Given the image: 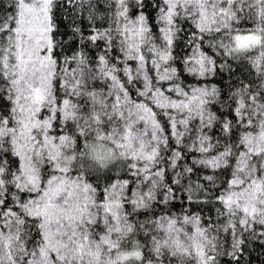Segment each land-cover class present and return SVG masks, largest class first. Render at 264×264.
<instances>
[{
  "label": "snow or ice",
  "instance_id": "6c2138e0",
  "mask_svg": "<svg viewBox=\"0 0 264 264\" xmlns=\"http://www.w3.org/2000/svg\"><path fill=\"white\" fill-rule=\"evenodd\" d=\"M86 2L95 20L93 0H12L0 18V264H240L264 245V0H157L152 22L145 0H108L107 26L81 34L100 54L65 55L54 10ZM229 58L255 79L221 101L202 81ZM186 179L215 218L171 212Z\"/></svg>",
  "mask_w": 264,
  "mask_h": 264
},
{
  "label": "trees",
  "instance_id": "16d2710c",
  "mask_svg": "<svg viewBox=\"0 0 264 264\" xmlns=\"http://www.w3.org/2000/svg\"><path fill=\"white\" fill-rule=\"evenodd\" d=\"M94 6L92 12L97 17L95 20L89 19V11L87 7V2L85 3V8L82 10L76 9H67L63 6L58 7L54 10V21L57 25V30L54 33V38L56 40L62 41V49L65 55H71L73 52L78 50L85 51L91 58H94L96 55L100 54V48L102 42H98L97 45L89 43L86 39L81 43V34L84 37H87L91 34L93 26L95 27H106V23L99 19V17L104 16L108 11V0H93ZM157 0H145L147 7L144 9L149 16V21L152 22L156 15V9L152 6ZM58 3H61V0H58ZM14 11L12 7V0H0V18L12 14ZM135 14V10H133ZM79 28L80 33H75V29ZM155 31V27L153 28ZM205 50L207 47L205 46ZM183 52V44L178 45L177 53ZM115 54V53H114ZM228 63L231 65V68H224L219 70L217 75L209 78L208 80L202 81V83L209 86L215 85L220 90V100L227 101L228 97L239 86L238 81L243 83H251L255 79V72L251 68L250 64L246 60H237L233 61L229 58ZM122 67V65H119ZM134 66V65H133ZM176 67L182 68V65L177 62ZM122 75V74H121ZM182 78L186 83H194L187 73L182 74ZM96 86H103L102 82H94ZM0 105L8 106L6 101H0ZM212 111L216 112L217 115L221 113L227 114L228 108L227 105L221 106L220 103L211 106ZM6 114V113H5ZM234 115V113L232 114ZM231 118V116L229 117ZM215 131V130H214ZM218 135V132L216 133ZM198 156V153H190L186 157V163L191 165L192 157ZM13 162L15 158H11ZM167 167V165H165ZM206 174H211L210 170L200 169L198 166L197 175H191V181L196 182L198 177H202ZM228 176L227 172L218 174L217 183L219 184ZM172 179V170L169 169L167 173V182L171 183ZM200 183H205L202 179ZM187 179L182 182L181 186H174V191L176 192L177 198L171 202L168 206L171 209L173 214L181 213H196L202 217H213L216 216V207L219 205L213 204H200L196 202H191L188 200L189 195H193V201H198L201 199V194L196 192L191 194L183 189L187 187ZM159 211V209H157ZM144 219V217H140ZM137 239H140L143 242V234H139ZM221 264H235V261L232 260L230 256H221ZM240 264H264V245L260 244L258 241L249 243L244 255L241 257Z\"/></svg>",
  "mask_w": 264,
  "mask_h": 264
}]
</instances>
